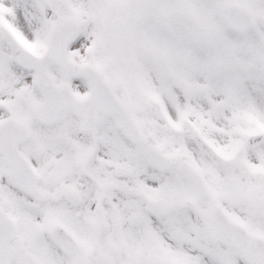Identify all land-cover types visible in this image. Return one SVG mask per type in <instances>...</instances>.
<instances>
[{"label":"snow or ice","instance_id":"obj_1","mask_svg":"<svg viewBox=\"0 0 264 264\" xmlns=\"http://www.w3.org/2000/svg\"><path fill=\"white\" fill-rule=\"evenodd\" d=\"M0 264H264V0H0Z\"/></svg>","mask_w":264,"mask_h":264}]
</instances>
